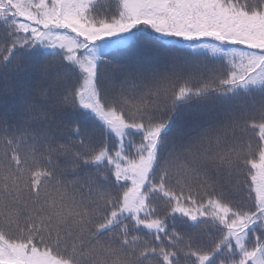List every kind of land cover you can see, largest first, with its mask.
<instances>
[{
  "label": "snow or ice",
  "instance_id": "1",
  "mask_svg": "<svg viewBox=\"0 0 264 264\" xmlns=\"http://www.w3.org/2000/svg\"><path fill=\"white\" fill-rule=\"evenodd\" d=\"M0 264H264V0H0Z\"/></svg>",
  "mask_w": 264,
  "mask_h": 264
},
{
  "label": "trees",
  "instance_id": "2",
  "mask_svg": "<svg viewBox=\"0 0 264 264\" xmlns=\"http://www.w3.org/2000/svg\"><path fill=\"white\" fill-rule=\"evenodd\" d=\"M206 111H207V108H200V107L193 106L185 110L184 119L189 124L195 123L198 121L202 122V113Z\"/></svg>",
  "mask_w": 264,
  "mask_h": 264
}]
</instances>
